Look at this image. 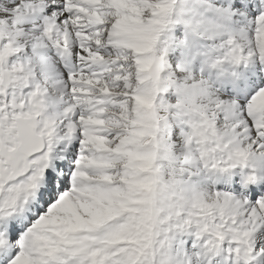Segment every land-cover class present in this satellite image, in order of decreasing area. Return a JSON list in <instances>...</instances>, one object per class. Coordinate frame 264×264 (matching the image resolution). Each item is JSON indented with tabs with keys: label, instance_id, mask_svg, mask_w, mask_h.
<instances>
[{
	"label": "snow or ice",
	"instance_id": "6c2138e0",
	"mask_svg": "<svg viewBox=\"0 0 264 264\" xmlns=\"http://www.w3.org/2000/svg\"><path fill=\"white\" fill-rule=\"evenodd\" d=\"M0 264H264V0H0Z\"/></svg>",
	"mask_w": 264,
	"mask_h": 264
}]
</instances>
